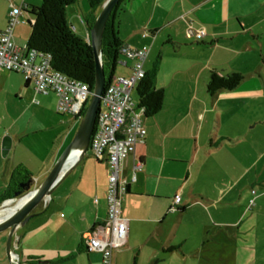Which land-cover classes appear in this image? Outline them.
Segmentation results:
<instances>
[{
	"label": "crops",
	"instance_id": "0c3cea01",
	"mask_svg": "<svg viewBox=\"0 0 264 264\" xmlns=\"http://www.w3.org/2000/svg\"><path fill=\"white\" fill-rule=\"evenodd\" d=\"M39 1L0 0V30L12 5L25 8L13 33L17 46L18 28L30 19L26 10ZM100 10L89 12L85 24L69 23L87 42L88 22ZM118 21L123 45L148 48L143 69L163 90L164 104L143 118L145 143L122 163L129 186L121 215L128 231L111 264H215L232 246L240 252L264 198V0H127ZM197 29L205 30L200 40ZM131 66L121 56L114 75L130 76ZM213 73L243 80L211 95ZM52 95L56 110L55 94L37 93L19 73H1L0 207L21 183L32 180L31 190L37 189L77 133L69 129L53 142L45 134ZM32 103L42 111L31 114ZM107 185V162L89 150L47 205L16 229L15 262L6 255L8 231L0 233V264H105L101 253L87 251L84 237L106 220ZM176 195L180 209L171 212Z\"/></svg>",
	"mask_w": 264,
	"mask_h": 264
},
{
	"label": "built area",
	"instance_id": "2783aa9c",
	"mask_svg": "<svg viewBox=\"0 0 264 264\" xmlns=\"http://www.w3.org/2000/svg\"><path fill=\"white\" fill-rule=\"evenodd\" d=\"M23 11V6H12L8 25L6 29L0 30V76L3 71L21 74L27 82L34 85L37 93L56 95V111L59 115L81 120L92 91L88 84L53 70L50 56L39 55L14 43L13 33L16 26L22 23ZM79 19L85 24L83 17L80 16ZM193 33L200 40L204 37L205 30L197 29ZM148 51L147 47L134 49L124 45L122 48V56L132 61V73L128 77L114 76L106 85L89 146L95 159L105 160L108 164L107 217L102 226L85 234V246L89 252L101 253L105 264L112 263L114 251L125 244L127 237L128 223L121 215V205L129 183L124 177L122 163L134 156L137 146L144 144L146 140L144 110L137 108L133 92L145 76L143 66ZM48 201L49 198L44 201L45 205ZM180 203L181 197L176 195L170 211H178Z\"/></svg>",
	"mask_w": 264,
	"mask_h": 264
},
{
	"label": "trees",
	"instance_id": "16d2710c",
	"mask_svg": "<svg viewBox=\"0 0 264 264\" xmlns=\"http://www.w3.org/2000/svg\"><path fill=\"white\" fill-rule=\"evenodd\" d=\"M86 1L93 14L101 9L106 2V0ZM126 1L120 0L114 8L103 36L102 54L107 85L115 76L116 68L122 56L121 50L124 45L118 37V16ZM76 3L77 0H43L40 7L26 10L31 16L27 22L30 34L26 48L37 52L39 55L50 56L53 70L63 73L68 78L88 84L90 90L93 91L96 65L92 47L89 42L75 33L67 20L68 9ZM95 19L96 16H93L92 20L88 22L89 30L92 28ZM242 80L243 75L237 73L227 76L213 73L207 90L211 95L220 90L230 91L239 86ZM136 92L138 96L137 108L144 110V117L155 116L162 109L164 92L156 88L153 75L145 72L144 78L137 84ZM28 177L29 175L25 174V178ZM25 183H21L20 186L25 185ZM10 190H14L13 187ZM18 191L21 194L26 193L25 188L19 187L14 194ZM11 198L13 195L7 193L6 199Z\"/></svg>",
	"mask_w": 264,
	"mask_h": 264
},
{
	"label": "water",
	"instance_id": "95a60500",
	"mask_svg": "<svg viewBox=\"0 0 264 264\" xmlns=\"http://www.w3.org/2000/svg\"><path fill=\"white\" fill-rule=\"evenodd\" d=\"M119 1L120 0H106L90 29L89 43L93 50L96 65L95 84L93 91L91 92L89 105L86 108L84 117L81 119L80 127L73 141L66 147L46 179L37 189L31 190L33 181L30 180L25 183V185L21 186L26 189V193L21 194L19 191L16 192L14 194L15 198L6 200V203L3 205L7 206L17 201L13 212L7 216L0 217V233L8 231L6 254L11 262H13L15 255L12 251V243L16 229L20 226H24L36 215L34 211L37 207H39L47 198H50L56 185L66 177L75 164L89 151L91 138L95 131L97 117L100 113L101 102L107 85V76L102 54L103 36L111 14ZM9 148L10 144L6 147L5 152H8ZM73 152H79V157L77 161L70 164V167L68 168L67 165L69 164V159ZM6 154L7 153H5V155ZM24 198H26V200L18 205V203ZM3 206L0 207V213H3L4 211Z\"/></svg>",
	"mask_w": 264,
	"mask_h": 264
},
{
	"label": "rangeland",
	"instance_id": "374dc122",
	"mask_svg": "<svg viewBox=\"0 0 264 264\" xmlns=\"http://www.w3.org/2000/svg\"><path fill=\"white\" fill-rule=\"evenodd\" d=\"M42 1L43 0H40L39 3H37L38 7L41 6ZM20 3L14 4V5L17 7H20L21 6ZM89 12H91V10L88 6L87 1L77 0V3L75 5L70 6V9L67 11V20L69 23L73 22L75 26H77L80 21L79 16H82L84 18L85 16H88ZM25 15L29 18L31 17L28 13H25ZM20 28L22 29L21 31L22 35L20 37V41L17 44L21 46L22 48L27 43V36H28L27 32H29L30 30H29L28 24H26V26L25 25L19 26L18 29ZM78 34L83 36L81 32H78ZM119 69L120 67L117 68V74H119L118 72ZM51 98H52V102L49 103L50 104L49 108L52 109V115H50L49 120L47 121V123H45L46 124L45 127L49 129V130H46L45 134L51 135L52 142H53L59 136V134L63 135L69 129L70 130L72 129L74 132L78 131L81 121L70 123L69 121H72L71 120L72 117L59 116L54 108L55 101H56L55 97L52 95ZM133 98H134V101H137V96L135 92L133 94ZM42 107H43L42 105L39 106V105L32 103V106L29 111L33 115L35 113L38 114L40 111H42L40 110V109H43ZM27 117H28L27 120L31 118L30 115H27ZM58 119H62L64 124L60 125V123L58 122ZM42 124H43L42 122L41 123L35 122L36 127L43 128ZM16 203L17 201L14 204ZM259 203L260 204L258 206V211L256 213L258 214L256 225L254 226V228L250 229L244 235L247 241L240 243V252H238L239 250L237 251L236 246H232L229 257H216L215 264H264V198H262ZM43 205H45L44 202L39 207H37V209L42 208ZM218 238H220V236H218ZM241 249H242V252H241Z\"/></svg>",
	"mask_w": 264,
	"mask_h": 264
},
{
	"label": "bare ground",
	"instance_id": "6f19581e",
	"mask_svg": "<svg viewBox=\"0 0 264 264\" xmlns=\"http://www.w3.org/2000/svg\"><path fill=\"white\" fill-rule=\"evenodd\" d=\"M78 157H79V152H73L72 156H71L70 159H69V164L67 165V167H69L70 164L75 163V162L77 161ZM25 200H26V198L22 199V200L18 203V205L22 204ZM10 205H11V204L7 205V209H4L3 213H0V215H2V216H7V215H9L11 212H13V211L15 210L14 208H15L16 205H15V206H12V207H9ZM8 207H9V208H8ZM2 216H0V217H2Z\"/></svg>",
	"mask_w": 264,
	"mask_h": 264
}]
</instances>
